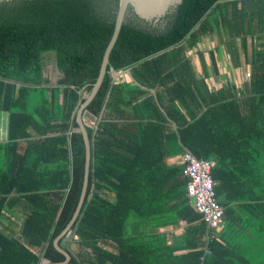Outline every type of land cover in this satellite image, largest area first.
Returning a JSON list of instances; mask_svg holds the SVG:
<instances>
[{
  "label": "trees",
  "instance_id": "trees-1",
  "mask_svg": "<svg viewBox=\"0 0 264 264\" xmlns=\"http://www.w3.org/2000/svg\"><path fill=\"white\" fill-rule=\"evenodd\" d=\"M119 3L0 1V130L8 124L0 264L66 261L54 243L83 190L77 111L99 77ZM214 35L234 69L248 65L240 85L213 90L204 52L198 72L190 54ZM47 52H56L55 83L45 77ZM217 52L209 51L216 76ZM112 69H130L129 80L114 79ZM84 117L97 124L86 125L87 195L70 239L60 240L67 264H255L237 243L244 232H264V0H183L156 23L130 7ZM186 150L214 163L224 207L217 237L191 203L185 166L170 162ZM169 227L183 233L170 241L159 231Z\"/></svg>",
  "mask_w": 264,
  "mask_h": 264
},
{
  "label": "water",
  "instance_id": "water-1",
  "mask_svg": "<svg viewBox=\"0 0 264 264\" xmlns=\"http://www.w3.org/2000/svg\"><path fill=\"white\" fill-rule=\"evenodd\" d=\"M3 1V0H0ZM183 0H120L119 9L116 17V23L114 28V33L111 37V40L105 50L104 57L102 60L101 70L99 77L95 84L93 85L91 93L86 95V101L80 106L79 110L77 111V122L79 125L78 132L82 133L85 147H86V163H85V176H84V184L83 190L81 194V198L74 214V217L66 230L55 240V247L61 252L65 257L66 261L61 263H49V264H67L71 257L69 253L60 246V240L63 239L64 242L68 241V236L72 232V226L77 220L80 215L81 209L83 207L85 197L87 195L88 183H89V176H90V167L92 161V145L90 136L87 131V124L85 122L84 111L86 110L87 106L92 102V100L97 95L107 72V67L110 63V55L112 50L119 38L122 25L125 21V17L127 15L128 9L130 7L133 8L134 12L142 19L149 21V22H158L161 18H163L169 11L176 8L180 5ZM122 73H130V69L126 70L125 72H116L112 69V76L114 79L120 77Z\"/></svg>",
  "mask_w": 264,
  "mask_h": 264
},
{
  "label": "rangeland",
  "instance_id": "rangeland-1",
  "mask_svg": "<svg viewBox=\"0 0 264 264\" xmlns=\"http://www.w3.org/2000/svg\"><path fill=\"white\" fill-rule=\"evenodd\" d=\"M218 48V52L216 53L217 62L219 66V70H221V82L223 84L228 81H234L237 82V80H234L233 73L238 74V84H241V79L243 80L246 77V74L249 72L248 65L244 64L243 69L236 70L233 68L231 60L224 49L223 46L220 45L219 38L217 35H214L211 38H204V40L200 43L198 48L191 52L190 56L192 60L194 61L197 68H201L199 58H198V52H204L206 53V60L208 63V67L210 70H212L210 58H209V51L212 49ZM44 64H45V77L50 79L51 82L55 83L56 79L58 78V71L56 67V52H47L44 54ZM201 74V73H200ZM128 73H122V77L125 80H129ZM202 75V74H201ZM214 79V78H212ZM210 79V81L212 80ZM224 85V84H223ZM7 115H5V119ZM85 122L87 125H90L91 127L96 126L97 122L96 120H90L89 118L85 117ZM8 127L7 121L3 120L2 122V129H6ZM1 141L7 140L5 137L0 138ZM182 154V153H181ZM224 226V223H223ZM250 226V225H249ZM251 225L249 227L250 233L252 232ZM257 237L255 238L251 234L248 235V233L244 232L243 235L239 236L238 243L240 245V254H242L244 257H247L249 260L251 259L252 262L255 264H260L264 262V232L261 234H257ZM248 247V248H247ZM249 249V250H248ZM251 250V251H250Z\"/></svg>",
  "mask_w": 264,
  "mask_h": 264
},
{
  "label": "built area",
  "instance_id": "built-area-1",
  "mask_svg": "<svg viewBox=\"0 0 264 264\" xmlns=\"http://www.w3.org/2000/svg\"><path fill=\"white\" fill-rule=\"evenodd\" d=\"M250 77V73L246 74ZM182 165L185 166L184 173L189 178L187 191L194 209L202 214L209 230H214L213 237L221 230L224 223V207L219 203L212 177L213 161L198 159L191 152L185 151L182 155ZM208 240V239H206ZM205 253L211 251L204 247ZM204 261V256H202Z\"/></svg>",
  "mask_w": 264,
  "mask_h": 264
},
{
  "label": "crops",
  "instance_id": "crops-1",
  "mask_svg": "<svg viewBox=\"0 0 264 264\" xmlns=\"http://www.w3.org/2000/svg\"><path fill=\"white\" fill-rule=\"evenodd\" d=\"M205 56H206V53H205ZM206 58H207V56H206ZM197 69H198V72L202 74V69L201 68H197ZM208 69H209V67H208ZM209 72H210L211 77L208 78V83H209L210 87L213 90H218L219 88H221L223 86V84H225L224 82H223V84L221 82L222 81L221 80V70H219L220 74L218 76L213 75L212 70H210V69H209ZM127 76L129 77V75H127ZM212 78H214V79H212ZM233 78H234V80H237V82H235V83L238 84V79L239 78H238V74L236 72L233 73ZM210 79H212V80L210 81ZM241 81H242V79H241ZM0 133H1L0 138L1 137L2 138L3 137L6 138V136L8 135L7 128L4 129V130H0ZM182 155H183V153L182 154H179L177 156L172 157L170 159V162L173 163L174 165H179V166L182 165ZM159 231L160 232H166V233H168L169 239H170V241H172L173 240V238H172L173 236L174 237L175 236H179V235H181L183 233V227L176 228V229L173 228V227L161 228V229H159Z\"/></svg>",
  "mask_w": 264,
  "mask_h": 264
},
{
  "label": "clouds",
  "instance_id": "clouds-1",
  "mask_svg": "<svg viewBox=\"0 0 264 264\" xmlns=\"http://www.w3.org/2000/svg\"><path fill=\"white\" fill-rule=\"evenodd\" d=\"M128 74H129V73H128ZM71 229H72V228H71ZM219 232H220V231H219ZM219 232H217V236H218ZM71 234H72V232H71L70 235L68 236V240L70 239ZM43 263H44V264H49V261L44 260Z\"/></svg>",
  "mask_w": 264,
  "mask_h": 264
},
{
  "label": "flooded vegetation",
  "instance_id": "flooded-vegetation-1",
  "mask_svg": "<svg viewBox=\"0 0 264 264\" xmlns=\"http://www.w3.org/2000/svg\"><path fill=\"white\" fill-rule=\"evenodd\" d=\"M173 9H174V8H173ZM161 19H162V18H161ZM161 19H160V20H161Z\"/></svg>",
  "mask_w": 264,
  "mask_h": 264
}]
</instances>
